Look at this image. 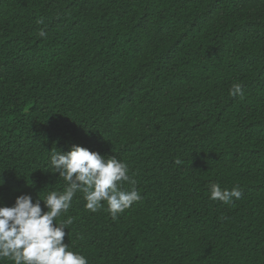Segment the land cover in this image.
I'll return each mask as SVG.
<instances>
[{
    "label": "trees",
    "instance_id": "16d2710c",
    "mask_svg": "<svg viewBox=\"0 0 264 264\" xmlns=\"http://www.w3.org/2000/svg\"><path fill=\"white\" fill-rule=\"evenodd\" d=\"M73 144L140 193L56 218L88 264H264V0H0V206L62 192Z\"/></svg>",
    "mask_w": 264,
    "mask_h": 264
},
{
    "label": "clouds",
    "instance_id": "9594fccd",
    "mask_svg": "<svg viewBox=\"0 0 264 264\" xmlns=\"http://www.w3.org/2000/svg\"><path fill=\"white\" fill-rule=\"evenodd\" d=\"M39 35L43 37L46 33L40 30ZM229 93L242 97V85L234 83ZM50 163L67 187L62 192L51 191L43 198L38 196L35 202L30 195L22 194L14 205L0 206V260L7 259L12 264H88L83 254L64 243L65 229L72 220H56L69 210L75 194L83 193L85 208L91 212H97L106 202L113 218L140 200L134 186L127 190L122 187L124 182L135 185V181L130 179L127 163L115 156L106 157L73 144L67 152L56 149L51 153ZM175 163L179 165L182 161L177 159ZM209 191L212 200L224 204L242 195L239 185L227 189L212 183Z\"/></svg>",
    "mask_w": 264,
    "mask_h": 264
}]
</instances>
